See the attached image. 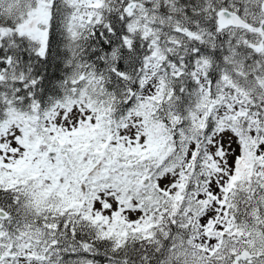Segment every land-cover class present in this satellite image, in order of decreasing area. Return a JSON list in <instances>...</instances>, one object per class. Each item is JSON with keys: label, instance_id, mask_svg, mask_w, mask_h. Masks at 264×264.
Listing matches in <instances>:
<instances>
[{"label": "snow or ice", "instance_id": "6c2138e0", "mask_svg": "<svg viewBox=\"0 0 264 264\" xmlns=\"http://www.w3.org/2000/svg\"><path fill=\"white\" fill-rule=\"evenodd\" d=\"M0 264H264V0H0Z\"/></svg>", "mask_w": 264, "mask_h": 264}]
</instances>
